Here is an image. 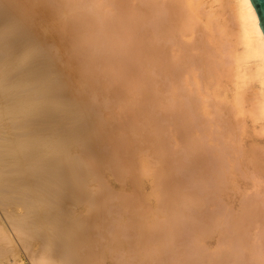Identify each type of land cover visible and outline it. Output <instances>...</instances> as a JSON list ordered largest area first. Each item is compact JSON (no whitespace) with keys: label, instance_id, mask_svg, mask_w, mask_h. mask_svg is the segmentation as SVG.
<instances>
[{"label":"bare ground","instance_id":"bare-ground-1","mask_svg":"<svg viewBox=\"0 0 264 264\" xmlns=\"http://www.w3.org/2000/svg\"><path fill=\"white\" fill-rule=\"evenodd\" d=\"M166 115L180 118L181 151L195 159L173 157ZM250 125L264 133V32L251 0H0V264H190L175 243L188 222L211 232L208 202L236 173L264 174ZM254 188L231 209L230 248L209 257L198 246L196 262L263 258L248 238L264 219Z\"/></svg>","mask_w":264,"mask_h":264},{"label":"rangeland","instance_id":"rangeland-1","mask_svg":"<svg viewBox=\"0 0 264 264\" xmlns=\"http://www.w3.org/2000/svg\"><path fill=\"white\" fill-rule=\"evenodd\" d=\"M108 6H106V8H107V12H110V13H108L107 14V16H109L110 18L113 16V17H115L116 16V12L115 11H113V10H111L112 9V7H111V5L110 4H107ZM109 8V9H108ZM112 13H114V15H112ZM108 17V18H109ZM112 19H114V18H111V20ZM143 71H145V70H143ZM142 71V72H143ZM141 72V73H142ZM146 72V71H145ZM144 72V73H145ZM140 73V74H141ZM144 73H143V76H144ZM147 74H149L148 72H146ZM151 74V73H150ZM156 74H158V73H156V72H153V75H154V78L153 79H158L159 77H160V75H157L156 76ZM152 75V74H151ZM141 76V75H140ZM141 77L142 79H147V75H145L144 77H146V78H144V77ZM149 76V75H148ZM153 77V76H152ZM156 77V78H155ZM140 78V79H141ZM141 79V80H142ZM141 80H138V81H140V82H142ZM159 80H160V78H159ZM134 82H137V80L136 81H134ZM139 82V84H141ZM136 84H138V83H136ZM143 87H145L144 89H146L147 88V86L145 85L144 86V84H141ZM140 86V85H139ZM138 85H137V87L138 88H142V87H139ZM136 87V86H135ZM163 87H164V85H163ZM165 88V87H164ZM148 89V88H147ZM149 89H150V86H149ZM149 89H148V91H149ZM141 89H139V91H140ZM142 90H143V88H142ZM141 90V91H142ZM145 91V90H144ZM144 91H142V92H144ZM147 91V90H146ZM161 92H162V94L160 93V95H162L161 97L162 98H160L159 96L157 97V99H159L158 101H157V99H155V102L157 101V103H159L160 105V109H159V111L161 112L162 110H163V112H162V115H164V117H165V114H166V112L167 113H169L168 111H169V109H168V111H166L165 113H164V111L166 110V107H169V105H168V101H166L167 100V94H166V90H163V88L161 87ZM164 94H166L165 96H166V100L163 98L164 97ZM163 100H164V102H163ZM163 103V104H162ZM164 103H166V104H164ZM154 104V103H153ZM155 105V104H154ZM154 105H152L153 107H154ZM163 107H162V106ZM168 105V106H167ZM156 107H158L157 105H155ZM156 107H154L155 108V110L157 109V111H158V108H156ZM162 107V108H161ZM164 113V114H163ZM162 115L160 116V119H161V117H162ZM168 116H169V114H168ZM167 115H166V118L168 117ZM175 117V118H174ZM173 118H171V117H168V120L167 119H165L167 122L170 120L169 118H171V119H173V120H170V121H172V122H169V124H170V126L168 125V123H167V125H166V127H167V130H171L170 132L169 131H167L166 130V127L165 128H163L164 129V131H163V129H162V131H160L161 132V134H162V136H159V135H161L160 133L158 134L157 132H156V134L159 136V137H161V140H162V138H163V140H164V138H165V135H163V134H165V133H167V135L166 136H168V135H170L171 134V136L170 137H172L173 139H174V141H175V143H174V141L169 137V139L171 140V141H167V139H168V137H167V139L165 138V143L167 142V145L169 146V145H171V144H173V148H175L176 146H177V148L178 147H180V148H178L180 151V153L178 154V156L173 152V150H176L177 151V149H173V150H171L176 156H174V154H173V157H177L176 159H178V158H181L182 159V157H181V155H182V152H184L185 153V150L184 151H181V148H184V147H181V143L180 142H183L182 141V139L181 140H178V139H180L181 137H182V135L181 136H179L178 138H177V136H178V134H177V132L175 131L176 129H178L179 127H180V125L178 126V124H180V118L179 117H177V116H174ZM163 119V118H162ZM165 120L163 119V120H160V121H162L163 122V125H164V122H165ZM174 120H175V122H176V120H177V122H179V123H177L176 122V124H175V122H174ZM166 123V122H165ZM162 125V126H163ZM172 125H173V127H174V129L172 128ZM168 126H169V128H168ZM257 128V129H256ZM180 129V128H179ZM250 130V131H249ZM260 130V131H259ZM167 131V132H166ZM172 131H174L173 133H172ZM170 134H169V133ZM179 132H180V130H179ZM248 132H250L249 134H247V137H246V145H247V148L248 149H250L251 147V149H253V150H257L259 153H261L262 151H264V145H262V144H264V133L262 132V129H261V126H257V125H250V128L248 129ZM262 132V133H261ZM251 134V135H250ZM260 136V137H259ZM263 136V137H262ZM261 140H260V139ZM263 138V139H262ZM250 139H252V140H250ZM162 140V141H163ZM250 140V141H249ZM164 142V141H163ZM258 142V143H257ZM169 143H171V144H169ZM180 143V144H179ZM178 144H179V146H178ZM260 145V146H259ZM250 146V147H249ZM254 146V147H253ZM256 146H258V147H256ZM262 146V147H261ZM171 147V146H170ZM169 147V148H170ZM261 147V148H260ZM263 148V149H262ZM170 149H172V148H170ZM172 152H171V155H172ZM177 153H178V151H177ZM191 153V152H190ZM190 153H187V155L189 156V157H191V155H192V153L190 154ZM179 155H180V157H179ZM184 155H186V153L184 154ZM184 156L185 158H187V159H189V157L188 156ZM194 155V154H193ZM262 156H263V158H264V153L262 152V154H261ZM169 157H171L170 155H168ZM168 157V158H169ZM172 157V158H173ZM194 159H195V155L194 156H192ZM191 157V158H192ZM191 158L189 159V161L191 160ZM170 159V158H169ZM174 159V158H173ZM176 159H174V162H175V160ZM193 159V160H194ZM170 160H172V159H170ZM183 160V159H182ZM184 162L185 161H187L186 159L185 160H183ZM187 164V166H190V167H188V169L190 170L191 169V164H189L190 162H186ZM193 165V164H192ZM187 166H182V168H184V167H186L187 168ZM185 168V169H186ZM193 168V167H192ZM248 168V167H247ZM181 169V168H180ZM185 169H182V170H185ZM252 167H249V169H247V170H249V171H247L246 170V172H247V174H245V175H241V174H239V173H236V178H235V180L234 181H232L231 183H232V186L233 187H231L230 186V189H229V191L227 192V195L225 194V197L227 198V199H229V200H227L224 196L223 197H221V198H216V199H211L210 200V202H208V204H209V208H207L208 207V204H207V207L204 209V212L205 211H208L207 213H208V215H207V217H209V216H211V217H209L210 219L208 220V223L210 224V225H212V223L214 222V224L215 225H212L213 226V228H212V233L211 232H209V233H206L205 234V232L203 233V228H197V229H194V228H192V226H191V224L188 222V224L187 225H189V228H188V226L186 227V226H184V227H186V229L183 227L181 230H180V232L183 230V229H185L184 230V236H183V231L179 234V236H177L178 238L179 237H183L182 238V240L179 238H177L176 237V240H179L178 242L176 241L175 243H178V245L180 246V247H184L183 248V252H185L186 251V254H184L183 252H180L181 254L180 255H177V256H184L185 255V257L187 256L188 257V262L190 261V264L192 263V264H199L198 262H199V259H200V255H207V256H209V257H213L214 255H216L217 253H220V252H222V251H226L227 249H229L230 248V244L232 243V233H231V231H230V228H229V226H228V221L227 220H229V218L231 217V209H233V206H234V208L235 209H233L232 210V212H238V211H240V209L242 208V205H243V201H245L244 199H246L247 197H249V196H252L253 194H256V190H255V188H254V190H253V187H255L256 186V184H259V186L261 187V189H263V191H264V182H262V181H264V180H262L261 181V179H263L264 178V174L261 176V178H257L256 177V175H255V171H254V169H252ZM182 170H180V171H182ZM187 170V169H186ZM186 170H185V172L183 173V172H181V173H183L182 175H184L185 176V173H187L186 172ZM188 170V172H192L191 170H193V169H191L190 171ZM195 170V169H194ZM193 170V171H194ZM179 171V170H178ZM178 171H176V173H179ZM252 171V172H251ZM249 172V173H248ZM181 173H179L177 176V178H180V174ZM193 174V176L192 175H190L191 177V179L193 178V179H195V175H194V172H192ZM195 173H196V171H195ZM188 175H189V173H187ZM186 174V175H187ZM252 174V175H251ZM253 174L255 175L254 177H253ZM187 175V176H188ZM239 175H241V176H239ZM247 175V176H246ZM181 177L180 178V180H182L183 178H184V181H186L185 183L186 184H188V180H189V182H190V178L189 177H187L186 178V176L185 177ZM176 177V176H175ZM252 177H253V179H252ZM176 178V179H177ZM186 178V179H185ZM245 178V179H244ZM255 178V179H254ZM257 179V180H256ZM177 180H179V179H177ZM196 180V179H195ZM183 181V180H182ZM184 181H183V183H184ZM192 181V180H191ZM258 182V183H256V182ZM260 181V182H259ZM192 182H194V181H192ZM249 182H250V184H249ZM252 182V183H251ZM184 183V184H185ZM243 183V184H242ZM256 183V184H255ZM261 183V184H260ZM183 184V185H184ZM191 184V187H189L188 185V187L187 188H189L190 189V191H191V188L192 189H195L196 188V186L195 185H197L198 186V183H193V186L195 187H192V183H190ZM238 184L240 185V186H238ZM254 184H255V186H254ZM236 185V186H235ZM245 185V186H244ZM252 186V187H251ZM240 187H241V191H239L240 190ZM245 187V188H244ZM248 187V188H247ZM250 187H251V189H250ZM184 188H186V186L184 187ZM234 188V189H233ZM198 187L195 189V190H192L191 192H193V191H198ZM236 189V190H235ZM115 190L116 191H119L120 189L118 188V187H115ZM188 190V189H187ZM186 190V191H187ZM150 191V189H148V191L147 192H149ZM189 191V190H188ZM199 191H200V189H199ZM238 191V192H237ZM249 191V192H248ZM146 192V191H145ZM237 192V193H236ZM253 192V193H252ZM198 193V192H197ZM201 193V192H200ZM229 193H231V194H229ZM233 193V194H232ZM235 193V194H234ZM244 193V194H243ZM252 193V194H251ZM199 194V193H198ZM250 194V195H249ZM232 197H231V196ZM244 195V196H243ZM236 196V197H235ZM229 197V198H228ZM245 197V198H244ZM232 198V199H231ZM225 201H224V200ZM233 199H234V201H233ZM237 199V201H235ZM218 200H219V202H218ZM231 200V201H230ZM217 202V204H215L216 202ZM227 201V202H226ZM230 201V202H229ZM264 201V200H263ZM235 202V203H234ZM223 203H224V205H223ZM225 203H226V205H225ZM237 203V204H236ZM228 204V205H227ZM233 204V205H232ZM241 205V206H240ZM262 205H264V202L262 203ZM226 207V208H225ZM264 206H262V208H263ZM214 208H215V210H214ZM220 210H219V209ZM226 210H225V209ZM229 208H230V210H229ZM237 208H239V209H237ZM208 209V210H207ZM213 209V210H212ZM217 209V210H216ZM222 209H223V211H222ZM213 211H217L216 213H215V215H214V213H213ZM219 212H221L220 214H218ZM223 212H225V213H223ZM229 212V214H227ZM210 213V214H209ZM205 214H206V212H205ZM223 215V217L222 216H219V215ZM212 215H214V218H213V216ZM226 215V216H225ZM228 215V216H227ZM206 216V215H205ZM216 216V217H215ZM225 217H226V219H225ZM191 218V217H190ZM213 219V220H212ZM188 220V219H187ZM191 220H192V218H191ZM221 220V221H220ZM189 221H190V219H189ZM213 221V222H212ZM215 221H217V222H215ZM225 221V222H224ZM186 222V221H185ZM210 222H212V223H210ZM261 222V221H260ZM225 223V224H224ZM264 219L262 220V223L260 224L259 222L257 223V224H254L253 226H251L250 227V230H249V243H251L252 244V246L253 247H255V248H253V249H255V251H257L258 253H260L261 252V256L263 257L262 259L264 260V235H263V233H264ZM186 224V223H185ZM216 224H217V226H216ZM220 224V225H219ZM260 224V225H259ZM261 225H262V227H261ZM190 226H191V228H190ZM211 226V227H212ZM214 226L216 227V228H214ZM223 226H225V227H223ZM256 227V228H253V227ZM228 227V228H227ZM218 228V229H217ZM222 228V229H221ZM259 228L261 229V230H259ZM191 230L192 229V231L191 232H189V230ZM205 230V229H204ZM218 230V231H217ZM194 231H196L195 232V234H194ZM258 231V232H257ZM77 232H79V231H77ZM192 232H193V234H194V236H192L193 234H192ZM198 232V233H197ZM216 235H214V234ZM257 233V234H256ZM198 234V235H197ZM210 234H212V236L210 235ZM181 235V236H180ZM206 235V236H205ZM213 235H214V237H213ZM205 236V237H204ZM209 236V237H208ZM193 237H196V239H194ZM204 237V238H203ZM207 237V238H206ZM206 238V239H205ZM252 238V239H251ZM263 238V239H262ZM201 239H202V241H201ZM204 239V240H203ZM222 239H224V241L222 240ZM251 239V240H250ZM181 240V241H180ZM197 240V241H196ZM206 240V241H205ZM183 241V242H182ZM200 241H201V243H200ZM205 241V242H204ZM220 241V242H219ZM260 241H263V242H260ZM179 242H181V245H180V243ZM219 243V244H218ZM263 243V244H262ZM195 244V245H194ZM203 244V245H202ZM257 245V246H256ZM200 247L201 248V250H202V247H204V246H206L207 247V249L204 247L203 248V251L201 252L202 254H200V250H196V247ZM221 246V247H220ZM263 248H262V247ZM258 247V248H257ZM182 248H180V250H182ZM187 248V249H186ZM193 248V249H192ZM191 249H192V251H191ZM218 249V250H217ZM189 250V251H188ZM263 250V251H262ZM193 252V253H192ZM205 252V253H204ZM263 253V254H262ZM179 254V253H178ZM184 254V255H183ZM198 254V255H197ZM191 255V256H190ZM213 255V256H212ZM181 256V257H182ZM190 256V257H189ZM197 259H198V262H196L197 261ZM262 259H260V260H262ZM260 260H258V261H256V263L257 264H261L262 262H260ZM194 261V262H193ZM187 262V263H188ZM255 263V264H256ZM244 264H247V262L245 261L244 262ZM248 264H250V262L248 261Z\"/></svg>","mask_w":264,"mask_h":264},{"label":"water","instance_id":"water-1","mask_svg":"<svg viewBox=\"0 0 264 264\" xmlns=\"http://www.w3.org/2000/svg\"><path fill=\"white\" fill-rule=\"evenodd\" d=\"M259 17L260 26L264 32V0H251Z\"/></svg>","mask_w":264,"mask_h":264},{"label":"snow or ice","instance_id":"snow-or-ice-1","mask_svg":"<svg viewBox=\"0 0 264 264\" xmlns=\"http://www.w3.org/2000/svg\"><path fill=\"white\" fill-rule=\"evenodd\" d=\"M245 2H247V0H245Z\"/></svg>","mask_w":264,"mask_h":264}]
</instances>
